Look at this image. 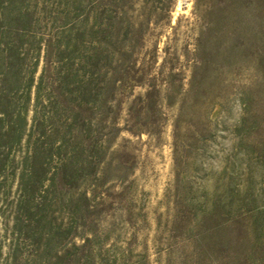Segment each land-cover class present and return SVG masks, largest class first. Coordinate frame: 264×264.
Here are the masks:
<instances>
[{"label": "rangeland", "instance_id": "obj_1", "mask_svg": "<svg viewBox=\"0 0 264 264\" xmlns=\"http://www.w3.org/2000/svg\"><path fill=\"white\" fill-rule=\"evenodd\" d=\"M151 20L147 48L180 76L145 116L123 115L142 132L109 149L81 251L90 264H264V0H175L169 25Z\"/></svg>", "mask_w": 264, "mask_h": 264}, {"label": "trees", "instance_id": "obj_2", "mask_svg": "<svg viewBox=\"0 0 264 264\" xmlns=\"http://www.w3.org/2000/svg\"><path fill=\"white\" fill-rule=\"evenodd\" d=\"M174 2L0 0V264H90L108 151L144 125L123 115L145 116L180 76L146 46Z\"/></svg>", "mask_w": 264, "mask_h": 264}]
</instances>
